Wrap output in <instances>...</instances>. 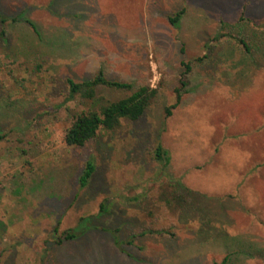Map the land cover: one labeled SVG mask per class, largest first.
Segmentation results:
<instances>
[{"label":"rangeland","instance_id":"1","mask_svg":"<svg viewBox=\"0 0 264 264\" xmlns=\"http://www.w3.org/2000/svg\"><path fill=\"white\" fill-rule=\"evenodd\" d=\"M0 14L19 18L0 23V264H264V0H0ZM99 69L132 88L69 97L67 78ZM142 85L156 94L140 118L65 143L78 113ZM158 146L184 209L158 198Z\"/></svg>","mask_w":264,"mask_h":264},{"label":"trees","instance_id":"2","mask_svg":"<svg viewBox=\"0 0 264 264\" xmlns=\"http://www.w3.org/2000/svg\"><path fill=\"white\" fill-rule=\"evenodd\" d=\"M184 10L177 11L173 16L168 18L170 24L177 27V24L180 18L183 15ZM10 20L12 22H16L19 20L18 17H11L7 18L4 15L0 14V23H4L6 20ZM25 23L33 29V31L39 35V31L37 26L33 21L30 19L21 18ZM10 35V30L1 29L0 30V41H2V48L5 50V54L8 52H13L12 47H10L8 43V37ZM237 39V43L243 46L245 51H248V46L244 42L243 39ZM5 45V47H4ZM184 71H183V78L185 80V74L190 71V63L183 62ZM66 82L69 87V97H73L75 94H79L80 97L85 99H93L96 94V89L98 86H105L109 88L115 89H131L132 85L127 82H121L117 80L108 79L105 77L104 72L102 69H99L92 78L82 80L80 82H75L72 78H67ZM156 90L151 88L149 85H142L139 86L137 89L132 91L129 95L106 102L104 104L99 105L94 109H90L87 111H83L78 113L72 120L71 124L67 128L64 134V141L67 145L73 147H82L84 146L90 139L94 138L99 132L101 131H112L118 128L121 124V120H130L134 121L140 118L146 108L149 106L152 98L155 96ZM179 100L176 101V103ZM175 103V104H176ZM174 104V105H175ZM168 109V108H167ZM5 134L0 133V141L4 140ZM154 159L159 162L161 165L160 171L164 174L165 170L169 164V157H166V152L161 149L160 146L156 148V152L154 155ZM84 169L82 175L80 177L81 185L87 184L88 180L92 176L95 170V163H93L92 159L85 162ZM168 180L165 181L169 182V187L167 190L161 189L159 194V200L163 201L165 205L173 209H184L188 204V198L183 193L184 189L183 184L177 185L175 183V178H172L168 173ZM178 186V187H177ZM184 190V191H182ZM58 230V226H55L54 231ZM65 230L62 234V239L73 238L75 236L74 233L67 232ZM151 233H158L157 230H148ZM143 234V232H142ZM61 239V241H62ZM213 264H225V260L221 263H213Z\"/></svg>","mask_w":264,"mask_h":264}]
</instances>
